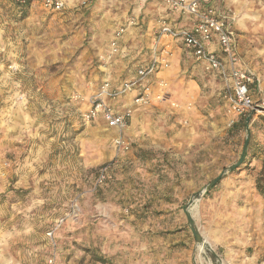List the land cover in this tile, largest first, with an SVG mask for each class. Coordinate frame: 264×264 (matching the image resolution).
Returning a JSON list of instances; mask_svg holds the SVG:
<instances>
[{
    "label": "rangeland",
    "instance_id": "374dc122",
    "mask_svg": "<svg viewBox=\"0 0 264 264\" xmlns=\"http://www.w3.org/2000/svg\"><path fill=\"white\" fill-rule=\"evenodd\" d=\"M226 2L241 57L264 83V0ZM86 4L52 13L0 0V264H221L208 247L223 264H264V108L229 126L224 89L177 44L179 60L161 74L172 95L135 114L131 149L116 152V133L85 118L105 77L136 70V60L125 70L131 57L110 53V34L134 14L177 15L142 0ZM143 40L140 57H150ZM191 200L204 246L185 214Z\"/></svg>",
    "mask_w": 264,
    "mask_h": 264
},
{
    "label": "built area",
    "instance_id": "2783aa9c",
    "mask_svg": "<svg viewBox=\"0 0 264 264\" xmlns=\"http://www.w3.org/2000/svg\"><path fill=\"white\" fill-rule=\"evenodd\" d=\"M143 2L154 0H142ZM169 11L187 20L184 27H176L166 20L160 21L152 43L151 59L147 65L139 68L134 76L119 86L105 81L99 90L89 99L90 110L85 118L92 122L101 117L107 128L115 130L117 136L113 144L118 153H128L131 145L124 139L134 115V107H148L153 103L163 102L168 96L169 84L158 80V75L171 67L175 56L174 47L182 44L208 74H216L223 83V95L230 117L229 126L238 118L257 109L264 108V88L251 71L238 67L236 53L237 31L235 13L228 8L225 0H160ZM19 6L38 3L45 10L62 13L67 4L64 0H15ZM86 4V3H84ZM124 30L116 32L111 43V54L120 52V41ZM217 43L218 49H213ZM159 92L154 94L156 84ZM258 90V99L254 95ZM133 96V103L123 110L117 109L119 100L126 95ZM177 107V104H173ZM109 179V166L100 169L97 185H103ZM53 238L52 233H48ZM54 246L56 243L53 241ZM56 255V254H55ZM53 256L49 264H54Z\"/></svg>",
    "mask_w": 264,
    "mask_h": 264
},
{
    "label": "crops",
    "instance_id": "0c3cea01",
    "mask_svg": "<svg viewBox=\"0 0 264 264\" xmlns=\"http://www.w3.org/2000/svg\"><path fill=\"white\" fill-rule=\"evenodd\" d=\"M65 3L68 5V9L71 8V3L75 6V7H78V6H85L84 3H87L86 6H88V2L89 0H64ZM38 4V3H37ZM163 3L160 1V0H154V1H148V2H144V7H153L155 9H157L159 6L161 7H164L162 6ZM225 4L228 6V8H230L232 11H233V8L231 5L227 4L226 0H225ZM40 5V4H38ZM41 6V5H40ZM41 8L43 10H45L42 6ZM83 8V7H82ZM142 10V9H141ZM47 11V10H45ZM47 12H50V11H47ZM234 12V11H233ZM52 13H55V12H52ZM235 13V12H234ZM144 13H139V14H134L133 17H131V19L127 20L126 24L124 25H120L119 27H117L116 29L112 30V33L110 34V40H109V47H110V53H111V43L114 39V36L116 34L117 31L119 30H124V34L122 36V39L120 41V54L122 56H124V58H127V57H131L129 58L128 60H126V63H125V70L127 68H130L131 67V64L133 62V60H136L137 61V64H136V70L135 72L131 75L134 76L137 72V70L143 66H145V64L147 65L148 62L150 61L151 59V55L149 57L148 56H141L140 55L142 54V48H143V38H146L148 37L149 39H151V42H148V50L151 52V49H152V36H153V33L154 31L157 29L158 25H159V22L160 21H164L166 20L167 22L175 25L176 27H184L188 24L187 20L184 19V18H181L180 16H178L177 14V17H175V15H169L168 13L166 14H163V13H159L157 15H153L152 18H148V22H146V18L149 16V15H144ZM146 14V13H145ZM143 16V17H142ZM235 16H236V22H235V29L237 31V34H238V37H237V43H236V53H237V56H238V67L242 70H247V71H251L253 72V74L256 76V78L260 81L261 83V86L264 88V83H262V79L261 77L255 72V70L250 66V65H247L242 57H241V49H240V39H239V20H238V17L235 13ZM136 18V19H135ZM137 28H135L134 31H136V34L133 35V31L130 33L132 35H128V29L129 27L131 26H138ZM136 40H134V38ZM131 42V44L129 45V43ZM180 44V43H179ZM178 44V45H179ZM177 45V44H176ZM176 46V47H179V46ZM182 45V44H181ZM183 46V45H182ZM213 49H218V45L217 43L214 44L213 46ZM177 50V49H176ZM175 50V55H176V59H174L171 63V67L170 68H173L174 66V62L178 61L179 60V55L178 53L176 52ZM190 53V52H189ZM191 55V54H190ZM192 56V55H191ZM192 59V64H193V69L194 70H200V72H203L206 76H209L210 78L218 81L221 85V87L223 88V83L220 79V77L216 74H208V73H205L203 70H202V67L200 66V64L196 61V59H194V57L192 56L191 57ZM134 67V66H133ZM166 72H162L158 75V79H162L161 78V74H165ZM163 77V76H162ZM127 79L125 80H114L112 79L111 77H105L100 85L96 88V90L93 92L92 95H94L100 88V86L105 82V81H109L113 84V86H119L120 84H122L124 81H126ZM153 92L154 94H157L159 92V88L157 89V86L154 85L153 87ZM173 92H171L170 90L168 91V95H172ZM254 95L256 97H258V90H256V88H254ZM132 103H133V96L130 94V95H126L125 97H122L120 100H119V103L117 106V109L119 110H123L125 109V107H130L132 106ZM154 105H158V104H154ZM146 108H149V107H134V115H133V118L130 122V125L128 127V129L125 131L124 133V139L129 143V144H132L130 139H129V135L127 134L129 129L131 128V126L133 125V122H134V118H135V114H137L138 112H140L142 109H146ZM93 123L95 124H101L103 123L104 124V127H105V130H110V131H114L116 133V136H117V132L115 130H112V129H109L107 128V125L105 123V121L99 117L97 118L96 120L92 121ZM91 122V123H92ZM115 136V137H116ZM114 140V139H113ZM113 148H114V144H113ZM115 150V148H114ZM100 171V170H99ZM99 173V172H98ZM98 175V174H97ZM59 222V220L57 221Z\"/></svg>",
    "mask_w": 264,
    "mask_h": 264
},
{
    "label": "water",
    "instance_id": "95a60500",
    "mask_svg": "<svg viewBox=\"0 0 264 264\" xmlns=\"http://www.w3.org/2000/svg\"><path fill=\"white\" fill-rule=\"evenodd\" d=\"M249 122H250V119L247 121V140H246V143H245V147H244V152L246 153L247 152V149H248V146H249V141H250V129H249ZM245 154L242 156V158L240 159L239 163H237L236 165L230 167L228 169V172H231V171H234L236 170L237 168H239L244 160H245ZM226 175V172H223L221 173L216 179H214L207 187L206 189L204 190V192H207L211 189H213L215 186L218 185V183L223 179V177ZM193 200L190 201L189 205H187L185 207V214L187 216V219H188V223H189V226H190V230L192 231V234L196 240L197 243L199 244H204L205 243V240L203 239V237L200 235L199 231L196 229V226H195V222L193 220V217L191 216L188 208L189 206L192 204ZM210 249V251L212 252L213 256L218 260L219 263L223 264V261L222 259L217 255V253L211 248V247H208Z\"/></svg>",
    "mask_w": 264,
    "mask_h": 264
},
{
    "label": "trees",
    "instance_id": "16d2710c",
    "mask_svg": "<svg viewBox=\"0 0 264 264\" xmlns=\"http://www.w3.org/2000/svg\"><path fill=\"white\" fill-rule=\"evenodd\" d=\"M20 7H23V6H20ZM247 120H248L247 118L242 120L244 127H246V125H247ZM251 120L252 119H250V122H251ZM250 122H249V124H250ZM256 188H257L258 192L264 196V166H263V170H262L261 174L259 175V177L256 180Z\"/></svg>",
    "mask_w": 264,
    "mask_h": 264
},
{
    "label": "bare ground",
    "instance_id": "6f19581e",
    "mask_svg": "<svg viewBox=\"0 0 264 264\" xmlns=\"http://www.w3.org/2000/svg\"><path fill=\"white\" fill-rule=\"evenodd\" d=\"M191 214V213H190ZM205 245H206V241H205V243H204ZM204 244H202V246H204ZM201 245V244H200ZM200 247V253H203L204 252V249H203V247Z\"/></svg>",
    "mask_w": 264,
    "mask_h": 264
}]
</instances>
